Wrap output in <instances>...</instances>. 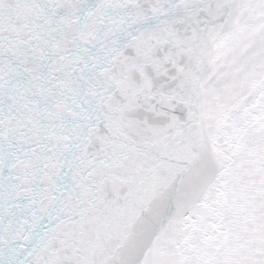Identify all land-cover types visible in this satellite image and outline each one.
<instances>
[{"label": "snow or ice", "instance_id": "1", "mask_svg": "<svg viewBox=\"0 0 264 264\" xmlns=\"http://www.w3.org/2000/svg\"><path fill=\"white\" fill-rule=\"evenodd\" d=\"M0 264H264V0H0Z\"/></svg>", "mask_w": 264, "mask_h": 264}]
</instances>
